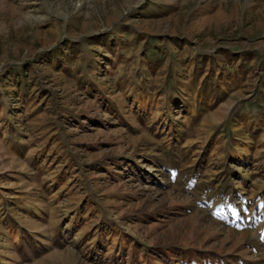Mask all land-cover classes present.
<instances>
[{
  "label": "rangeland",
  "instance_id": "374dc122",
  "mask_svg": "<svg viewBox=\"0 0 264 264\" xmlns=\"http://www.w3.org/2000/svg\"><path fill=\"white\" fill-rule=\"evenodd\" d=\"M213 253L264 264V0H0V264Z\"/></svg>",
  "mask_w": 264,
  "mask_h": 264
},
{
  "label": "crops",
  "instance_id": "0c3cea01",
  "mask_svg": "<svg viewBox=\"0 0 264 264\" xmlns=\"http://www.w3.org/2000/svg\"><path fill=\"white\" fill-rule=\"evenodd\" d=\"M232 201H234V200H232ZM223 207H227V206L223 205ZM232 207L233 208H231V209L229 208V216H228L229 218L227 217L228 219L231 220V222H233L235 214H239L238 212H240V207L239 206L235 205V206H232ZM233 209H235V210H233ZM240 213L244 214V212H240ZM242 220H245V219L241 218L240 221L237 220V222L235 223L236 226H239L238 230H242L243 226H245V224H243L244 221H242ZM252 220L254 221V218ZM258 222H259V219H257V223ZM257 223H255V224H257ZM221 256H218L217 253H213L210 256H203V257H200V258H201V260H203V259L204 260L205 259L210 260L211 264H223L222 261H221L223 259V254ZM231 256H232L231 258H236L234 255H231ZM226 258L227 257H224V261H225ZM239 258H242V257H239Z\"/></svg>",
  "mask_w": 264,
  "mask_h": 264
}]
</instances>
